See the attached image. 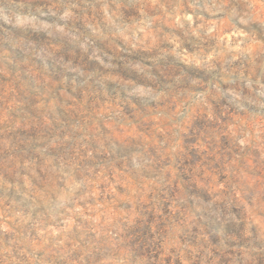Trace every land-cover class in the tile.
<instances>
[{
  "label": "clouds",
  "instance_id": "1",
  "mask_svg": "<svg viewBox=\"0 0 264 264\" xmlns=\"http://www.w3.org/2000/svg\"><path fill=\"white\" fill-rule=\"evenodd\" d=\"M0 264H264V0H0Z\"/></svg>",
  "mask_w": 264,
  "mask_h": 264
}]
</instances>
